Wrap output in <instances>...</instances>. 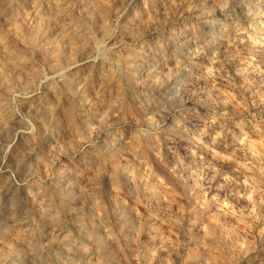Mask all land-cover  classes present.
<instances>
[{
	"label": "rangeland",
	"instance_id": "374dc122",
	"mask_svg": "<svg viewBox=\"0 0 264 264\" xmlns=\"http://www.w3.org/2000/svg\"><path fill=\"white\" fill-rule=\"evenodd\" d=\"M0 264H264V0H0Z\"/></svg>",
	"mask_w": 264,
	"mask_h": 264
}]
</instances>
